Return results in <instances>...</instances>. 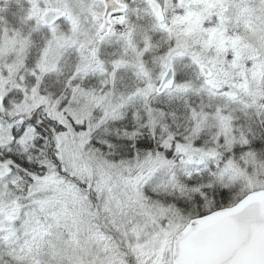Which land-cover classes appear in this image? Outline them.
Here are the masks:
<instances>
[{
  "label": "snow or ice",
  "instance_id": "6c2138e0",
  "mask_svg": "<svg viewBox=\"0 0 264 264\" xmlns=\"http://www.w3.org/2000/svg\"><path fill=\"white\" fill-rule=\"evenodd\" d=\"M0 264H264V0H0Z\"/></svg>",
  "mask_w": 264,
  "mask_h": 264
}]
</instances>
